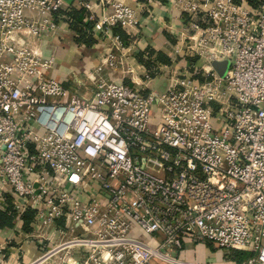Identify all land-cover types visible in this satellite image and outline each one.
<instances>
[{"label":"built area","instance_id":"1","mask_svg":"<svg viewBox=\"0 0 264 264\" xmlns=\"http://www.w3.org/2000/svg\"><path fill=\"white\" fill-rule=\"evenodd\" d=\"M98 1L0 0V209L32 210L38 238L57 226L46 255L76 251L66 264H195L180 254L201 243L264 264V0H172L198 19L180 35L197 62L161 93L99 73H134L113 28L137 20ZM74 10L112 45L71 90L51 71Z\"/></svg>","mask_w":264,"mask_h":264},{"label":"crops","instance_id":"2","mask_svg":"<svg viewBox=\"0 0 264 264\" xmlns=\"http://www.w3.org/2000/svg\"><path fill=\"white\" fill-rule=\"evenodd\" d=\"M120 1L135 11L137 24L131 25L125 29V31L135 39L130 43V45L134 47V51L131 56V61L127 62V64L132 70L137 71L140 77H144L148 71L143 65L139 64L135 58V53L145 51L148 47L157 51H162L169 56L175 49L184 52L183 39H181L180 35L184 27H186V23L198 19H190L187 15L183 14L177 6L172 3V0H153L151 2L150 0L144 2L140 0ZM91 3L96 7V10L100 12L98 9L99 1L91 0ZM71 15L72 14H70V16ZM71 21H62L59 30L53 38L56 56L51 71V77L62 82L68 89L76 90L79 80L98 68L101 57H103L102 54L107 51L109 42L100 41L98 39V28L94 26L95 29L93 28L92 34L93 37L98 40V43L91 48L86 47L84 44L79 45V43L75 42L76 39L74 40L77 34L70 28L69 23H71ZM84 21L89 22L85 16ZM180 63H183L182 66L184 67L189 66L184 59L180 60ZM171 68V65L167 66L158 63L155 67L158 74H155L152 78L150 76L149 82H145L146 86L144 89L158 92L154 88V81L161 75L166 76L169 80L168 88L171 77L168 73L163 74L162 71ZM109 74L110 79L113 81L119 82L122 80L120 72L116 73L110 70ZM126 77L128 79L127 83L134 86L130 81L132 78L129 75H126ZM44 233V238L36 237L33 232L26 233L21 229L19 222H17L12 229L0 230V246L4 248L3 254L6 258V263L55 264V261L61 258L60 254L57 256L46 255L40 251H44L45 249L48 251L53 250L66 238H64V233H62L57 226L48 228ZM212 250L218 253L216 264H237L234 257L228 256L231 252H220L215 250L208 243L197 244L194 247H190V249H185L181 252L180 257L189 263L206 264V262H209L213 258L212 256H214ZM220 257H222V261H219ZM68 258L69 257H65L64 260H68ZM72 262L71 260V263Z\"/></svg>","mask_w":264,"mask_h":264},{"label":"trees","instance_id":"3","mask_svg":"<svg viewBox=\"0 0 264 264\" xmlns=\"http://www.w3.org/2000/svg\"><path fill=\"white\" fill-rule=\"evenodd\" d=\"M140 1L144 2L146 0ZM258 3V0H247V5L251 8H256L258 6ZM71 14V17L73 19L70 23V28L74 30L77 34L76 42L79 44H84L86 47L89 48L93 47L97 43V40L93 37L92 34L94 23L84 21L85 15L81 11L75 10ZM113 33L114 35H118L120 37L122 43L125 46H129L130 43L135 40L120 26L114 27ZM135 57L139 64L143 65L151 76L155 75V67L158 63L167 66L171 65V58L169 55L150 47H148L145 51L135 53ZM179 59H184L189 65H194L197 62V58L195 56L187 55L185 52L181 56H179ZM11 201L12 199L10 198V196H7L5 201V208L0 209V230L12 229L18 222V215L14 210ZM33 221L34 212L28 209L19 218V224L21 226V229L26 233L32 232L31 224ZM228 256L234 257L235 262L241 264L245 260L249 259L252 254L249 252H231Z\"/></svg>","mask_w":264,"mask_h":264},{"label":"rangeland","instance_id":"4","mask_svg":"<svg viewBox=\"0 0 264 264\" xmlns=\"http://www.w3.org/2000/svg\"><path fill=\"white\" fill-rule=\"evenodd\" d=\"M96 20V19H95ZM90 22H93L94 23V25L96 24V21H91L90 20ZM70 24V23H69ZM96 28V27H95ZM94 28V29H95ZM69 29V28H68ZM97 33H98V39L100 40V41H108L109 42V45H108V47L109 46H111L112 44H110V41H109V39H108V37H107V35H106V33H104L99 27H98V31H97ZM76 39V37L74 38V40ZM76 42V41H75ZM97 43H98V40H97ZM96 43V44H97ZM80 45V44H79ZM107 53V51L106 52H104L103 54H102V56L103 55H105ZM136 58V57H135ZM180 60L181 59H179L178 58V61L176 62V64L177 65H179V66H176V67H172L171 69H169V70H163L162 71V73L163 74H165V73H168L169 74V76L171 77L173 74H174V72L177 70V73H180V74H186L187 72H190V69L189 68H187V67H184V66H182V64L183 63H180ZM183 60V59H182ZM101 62H100V64H99V66H98V68H96L94 71H97L98 69H99V67H102V57H101V60H100ZM129 61H131V57H128L127 58V62H129ZM181 62H183V61H181ZM176 68H178V69H176ZM110 70H113V71H115L116 73H119V70H116V69H110V68H106V67H102L101 69H100V71H99V73L100 74H102L105 78H108V79H110V77H109V71ZM93 71V72H94ZM146 74H149V73H146ZM155 74L157 75L158 73H157V71H155ZM121 76H122V74H120ZM127 75V74H126ZM178 75V74H177ZM129 76L132 78V80H130L131 81V83H133V85L136 87V88H139V89H144L145 88V86H146V84H145V82H149V79H147L145 76L143 77H140L139 76V74H138V72L137 71H134V73H132V74H129ZM149 76H151L150 74H149ZM153 76H155V75H153ZM169 77V78H170ZM151 78H152V76H151ZM182 78H183V76H182ZM141 81H140V80ZM112 80V79H111ZM120 81H124V83H126V84H129V83H127V81H128V79H127V77L126 78H123V76H122V80H120ZM168 84H169V80L166 78V76H163V75H161V76H159V77H157L156 78V80L154 81V88L156 89V91H158L159 93H161V92H164L166 89H167V86H168ZM188 249H190V248H188ZM213 251V250H212ZM41 253H44V254H46L47 252H48V250H44V251H40ZM211 252V251H210ZM213 253V255L214 256H212L213 258L209 261V262H206V264H216V260H218L217 258H218V256H217V252L216 251H213L212 252ZM74 254H76V251H73L72 253H69V255H66V253H63L62 255H61V258H59L57 261H55V264H66V261H67V259L66 260H64V258L65 257H73V255ZM69 260V259H68ZM215 260V261H214ZM219 261H222V257H220L219 258ZM238 264V263H237Z\"/></svg>","mask_w":264,"mask_h":264},{"label":"water","instance_id":"5","mask_svg":"<svg viewBox=\"0 0 264 264\" xmlns=\"http://www.w3.org/2000/svg\"><path fill=\"white\" fill-rule=\"evenodd\" d=\"M215 69L220 73V74H224L225 69H226V64H222V63H215L214 64Z\"/></svg>","mask_w":264,"mask_h":264},{"label":"bare ground","instance_id":"6","mask_svg":"<svg viewBox=\"0 0 264 264\" xmlns=\"http://www.w3.org/2000/svg\"><path fill=\"white\" fill-rule=\"evenodd\" d=\"M46 257H47V256H46ZM46 257H45V258H46ZM69 262L71 263V259H70V261H69Z\"/></svg>","mask_w":264,"mask_h":264}]
</instances>
